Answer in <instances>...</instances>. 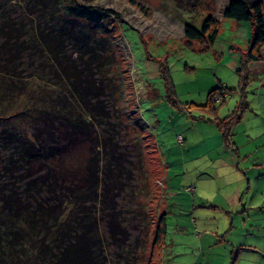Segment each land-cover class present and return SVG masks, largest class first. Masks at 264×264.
<instances>
[{"label": "rangeland", "instance_id": "374dc122", "mask_svg": "<svg viewBox=\"0 0 264 264\" xmlns=\"http://www.w3.org/2000/svg\"><path fill=\"white\" fill-rule=\"evenodd\" d=\"M27 1L7 0L6 17L25 24L33 11ZM66 1L103 23L118 49L116 114L129 128L120 133L129 163L117 198L128 218L124 246L109 240L100 197L84 218L102 236L105 264H146L163 214L164 264H264V60L251 66L243 91L237 72L248 40L223 17L233 0ZM209 16L222 24L219 48L187 45L186 26L201 28ZM214 90L217 114L203 108ZM105 100L114 113L115 97ZM233 113L240 120L227 143L218 122ZM80 152L79 165L88 155ZM137 207L152 222L147 248L140 219H132Z\"/></svg>", "mask_w": 264, "mask_h": 264}, {"label": "trees", "instance_id": "16d2710c", "mask_svg": "<svg viewBox=\"0 0 264 264\" xmlns=\"http://www.w3.org/2000/svg\"><path fill=\"white\" fill-rule=\"evenodd\" d=\"M8 2L0 0V264H105L102 236L84 219L86 205L101 198L113 245L121 248L129 235L117 200L129 154L120 134L128 127L116 114L121 92L114 36L71 1L28 0L33 11L25 24L6 17ZM223 17L251 28L237 72L245 91L251 66L264 60V3L233 0ZM221 25L212 16L201 28L187 25V45L212 47ZM219 94L212 91L203 108L217 114ZM107 96L116 99L114 113ZM239 120L233 113L218 122L227 143ZM130 142L138 148L136 136ZM80 151L88 155L79 165ZM139 208L132 219H140L147 248L152 222ZM166 237L163 214L146 264H164Z\"/></svg>", "mask_w": 264, "mask_h": 264}, {"label": "crops", "instance_id": "0c3cea01", "mask_svg": "<svg viewBox=\"0 0 264 264\" xmlns=\"http://www.w3.org/2000/svg\"><path fill=\"white\" fill-rule=\"evenodd\" d=\"M234 28L237 30V34L240 39L244 41H249L251 38V28L250 25L246 22H236ZM214 48H219L218 40L214 43ZM240 68V67H239Z\"/></svg>", "mask_w": 264, "mask_h": 264}, {"label": "built area", "instance_id": "2783aa9c", "mask_svg": "<svg viewBox=\"0 0 264 264\" xmlns=\"http://www.w3.org/2000/svg\"><path fill=\"white\" fill-rule=\"evenodd\" d=\"M179 141L182 142L183 141V138L182 137H179Z\"/></svg>", "mask_w": 264, "mask_h": 264}]
</instances>
